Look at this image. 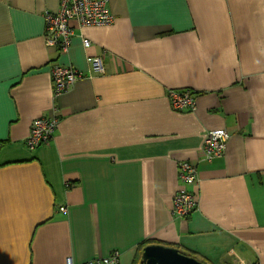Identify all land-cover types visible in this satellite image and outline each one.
Instances as JSON below:
<instances>
[{"label": "crops", "instance_id": "0c3cea01", "mask_svg": "<svg viewBox=\"0 0 264 264\" xmlns=\"http://www.w3.org/2000/svg\"><path fill=\"white\" fill-rule=\"evenodd\" d=\"M59 7L0 0V264L114 250L135 264L144 241L208 264H264V0H109L113 22H73L64 53L45 36ZM55 65L82 75L58 96ZM185 88L194 111L171 107L168 91ZM41 116L59 123L32 150ZM214 129L231 138L207 161ZM183 161L198 169V207L179 217Z\"/></svg>", "mask_w": 264, "mask_h": 264}, {"label": "built area", "instance_id": "2783aa9c", "mask_svg": "<svg viewBox=\"0 0 264 264\" xmlns=\"http://www.w3.org/2000/svg\"><path fill=\"white\" fill-rule=\"evenodd\" d=\"M47 44L55 47L60 53L68 52L74 35L73 22L81 27L88 25H106L114 20L109 7V0H60V7L56 11H49L45 15ZM85 47L91 45L88 37L83 38ZM95 72H104L103 59H90ZM81 73L72 66L55 65L52 70L55 96L60 95L71 87L81 77ZM168 98L171 107L176 111H194L196 109L195 92L192 89H170ZM56 116H41L33 120L26 144L32 150L48 144L58 126ZM231 134L226 129L207 131L202 146L203 157L212 161L221 157L226 150ZM198 169L191 162L183 161L180 164V179L182 185L178 188L173 200V213L179 217H186L198 207V200L190 185L197 183ZM66 264H75L68 257ZM83 264H122L119 250L112 251L108 256L95 257Z\"/></svg>", "mask_w": 264, "mask_h": 264}, {"label": "water", "instance_id": "95a60500", "mask_svg": "<svg viewBox=\"0 0 264 264\" xmlns=\"http://www.w3.org/2000/svg\"><path fill=\"white\" fill-rule=\"evenodd\" d=\"M139 264H208L177 247L150 244L144 247Z\"/></svg>", "mask_w": 264, "mask_h": 264}, {"label": "trees", "instance_id": "16d2710c", "mask_svg": "<svg viewBox=\"0 0 264 264\" xmlns=\"http://www.w3.org/2000/svg\"><path fill=\"white\" fill-rule=\"evenodd\" d=\"M151 241H144L143 243H141L140 245V248L141 249H144V247L147 245V244H150ZM141 255H142V252H140V254L137 256V258L135 259V264H139L140 263V260H141ZM205 262V261H204Z\"/></svg>", "mask_w": 264, "mask_h": 264}]
</instances>
